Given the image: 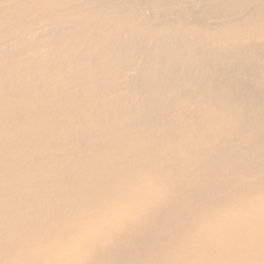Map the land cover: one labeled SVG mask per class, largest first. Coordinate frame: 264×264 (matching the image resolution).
Listing matches in <instances>:
<instances>
[{
	"label": "bare ground",
	"instance_id": "6f19581e",
	"mask_svg": "<svg viewBox=\"0 0 264 264\" xmlns=\"http://www.w3.org/2000/svg\"><path fill=\"white\" fill-rule=\"evenodd\" d=\"M0 264H264V0H0Z\"/></svg>",
	"mask_w": 264,
	"mask_h": 264
}]
</instances>
